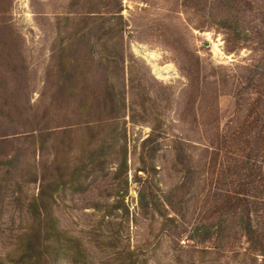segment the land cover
<instances>
[{
  "label": "rangeland",
  "instance_id": "obj_1",
  "mask_svg": "<svg viewBox=\"0 0 264 264\" xmlns=\"http://www.w3.org/2000/svg\"><path fill=\"white\" fill-rule=\"evenodd\" d=\"M0 264H264V0H0Z\"/></svg>",
  "mask_w": 264,
  "mask_h": 264
},
{
  "label": "trees",
  "instance_id": "obj_2",
  "mask_svg": "<svg viewBox=\"0 0 264 264\" xmlns=\"http://www.w3.org/2000/svg\"><path fill=\"white\" fill-rule=\"evenodd\" d=\"M65 81H68V78Z\"/></svg>",
  "mask_w": 264,
  "mask_h": 264
}]
</instances>
